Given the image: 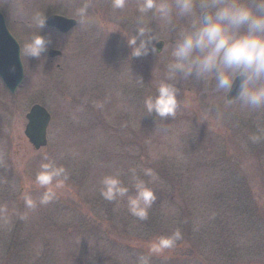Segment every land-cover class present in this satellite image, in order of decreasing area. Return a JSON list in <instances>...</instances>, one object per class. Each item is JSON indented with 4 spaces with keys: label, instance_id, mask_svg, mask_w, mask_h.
I'll return each mask as SVG.
<instances>
[{
    "label": "rangeland",
    "instance_id": "1",
    "mask_svg": "<svg viewBox=\"0 0 264 264\" xmlns=\"http://www.w3.org/2000/svg\"><path fill=\"white\" fill-rule=\"evenodd\" d=\"M142 2L113 9L111 0H0V11L20 20L21 46L39 31L34 15L70 16L90 4L89 22L73 32L41 29L51 43L39 58L22 57L14 94L0 80V264H138L140 256L149 264H264V108L230 102L214 79L191 77L172 81L174 117L148 114L144 100L165 80L178 33L201 11L180 17L173 7L171 23L145 13L142 26L164 46L130 58L124 33L133 34ZM49 48L62 54L52 59ZM35 103L51 114L38 150L24 133ZM45 156L65 168L62 187L36 184ZM132 169L156 191L147 220L129 213L128 196L100 195L102 178L120 172L134 196ZM46 190L55 195L41 204ZM177 229L173 248L149 253L154 239Z\"/></svg>",
    "mask_w": 264,
    "mask_h": 264
},
{
    "label": "clouds",
    "instance_id": "2",
    "mask_svg": "<svg viewBox=\"0 0 264 264\" xmlns=\"http://www.w3.org/2000/svg\"><path fill=\"white\" fill-rule=\"evenodd\" d=\"M125 3L126 0H111V7L123 9ZM197 6L201 19L199 22L193 20L187 29L178 33L171 59L166 64L165 80L158 85L155 96L144 100L146 112L155 113L162 120L174 117L179 104V90L172 81L191 77L202 82L214 79L217 89L227 93L233 88L236 78L240 77V92L236 99L252 109L264 108V0H174V5L166 0H143L138 7L141 16L133 34L124 33L131 48L130 58L157 52L154 42H158L159 38L142 26L145 13L152 12L159 19L171 23L173 7L178 16L189 17L194 15ZM89 7L90 4L85 3L77 10L74 18L78 24L89 22ZM46 19V15L40 14L32 17V23L39 31L32 36L30 43L21 46V57L39 58L51 43L48 37L41 34ZM138 83L143 85V78ZM250 139L258 143L262 137L254 134ZM44 160L36 173V184L47 189L55 181L56 187H62L61 177L67 178L65 168L57 166L46 156ZM131 175L134 196L128 195L129 187L123 183L120 172L102 178L100 195L109 202L128 196L129 213L139 220H147L149 210L157 199L156 191L138 178L135 169L131 170ZM144 175L151 178L152 170L145 169ZM54 195L51 190H46L40 203H49ZM25 205L28 208L35 206L27 196ZM181 238L178 229L171 235H161L151 242L149 253L161 254L173 248ZM149 260L148 256H140L138 264H149Z\"/></svg>",
    "mask_w": 264,
    "mask_h": 264
},
{
    "label": "water",
    "instance_id": "3",
    "mask_svg": "<svg viewBox=\"0 0 264 264\" xmlns=\"http://www.w3.org/2000/svg\"><path fill=\"white\" fill-rule=\"evenodd\" d=\"M46 24L59 29L61 32L70 31L76 24L75 19L67 18L59 14H52L46 19ZM157 52H161L164 41L159 40L155 44ZM61 51L49 49V55L56 57ZM0 78L10 91L14 94L24 79V67L21 59V49L18 41L8 31L5 19L0 12ZM241 78L237 77L233 88L226 94L228 101H234L239 96ZM25 135L33 147L38 150L48 143L47 130L51 121V114L41 104H33L27 115Z\"/></svg>",
    "mask_w": 264,
    "mask_h": 264
},
{
    "label": "flooded vegetation",
    "instance_id": "4",
    "mask_svg": "<svg viewBox=\"0 0 264 264\" xmlns=\"http://www.w3.org/2000/svg\"><path fill=\"white\" fill-rule=\"evenodd\" d=\"M94 4H95V2H94ZM74 5H72L71 6V10H75V8L73 7ZM69 9V10H70ZM68 10V11H69ZM78 10V9H77ZM54 13H56V12H54ZM51 14H53V13H51ZM51 14H49V15H51ZM3 15H4V18H5V23H6V26H7V29L10 31V33L13 35V36H15V32L17 31V28H19L20 27V25H21V23H20V20L15 16V15H13V14H7V13H3ZM49 15H47V16H49ZM62 15V14H61ZM66 16V15H65ZM66 17H69V18H73V19H75L74 17H76V14L75 15H70V16H66ZM76 20V19H75ZM77 21V20H76ZM80 24H78V21L76 22V25L69 31V32H67V33H64V34H69V33H71V32H73L76 28H78V26H79ZM47 28H49V27H47ZM49 29H51V30H54V31H56V32H58V33H60V31L58 30V29H56V28H49Z\"/></svg>",
    "mask_w": 264,
    "mask_h": 264
}]
</instances>
